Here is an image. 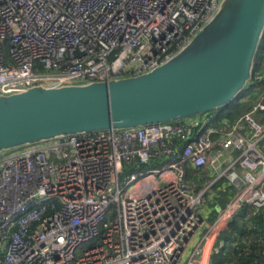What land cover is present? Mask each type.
<instances>
[{
  "label": "built area",
  "instance_id": "obj_1",
  "mask_svg": "<svg viewBox=\"0 0 264 264\" xmlns=\"http://www.w3.org/2000/svg\"><path fill=\"white\" fill-rule=\"evenodd\" d=\"M220 2L0 0V93L142 75L182 49ZM214 119L0 156V264H211L221 248L252 247L264 257V102L234 121ZM245 206V230L220 238Z\"/></svg>",
  "mask_w": 264,
  "mask_h": 264
},
{
  "label": "water",
  "instance_id": "obj_2",
  "mask_svg": "<svg viewBox=\"0 0 264 264\" xmlns=\"http://www.w3.org/2000/svg\"><path fill=\"white\" fill-rule=\"evenodd\" d=\"M264 0H221L165 63L139 76L0 93V156L59 138L200 118L248 85Z\"/></svg>",
  "mask_w": 264,
  "mask_h": 264
},
{
  "label": "trees",
  "instance_id": "obj_3",
  "mask_svg": "<svg viewBox=\"0 0 264 264\" xmlns=\"http://www.w3.org/2000/svg\"><path fill=\"white\" fill-rule=\"evenodd\" d=\"M263 61L264 35L255 57L254 74L252 79L231 103L208 112V114L215 115V119L212 121L213 123L218 124L224 118L234 121L243 113L250 110L256 102H264V78H255V72H261L260 70ZM189 175L192 176V172L190 170ZM223 202L224 200H222V203ZM248 208L249 206H245L239 212V214L229 223L228 229L222 232L220 238H229L234 230H245L240 221ZM257 232L264 234V220L259 223ZM211 264H264V257H262L260 250L257 247H252L251 252L247 255H239L235 250H226L225 248H221L219 251H215L213 253Z\"/></svg>",
  "mask_w": 264,
  "mask_h": 264
},
{
  "label": "crops",
  "instance_id": "obj_4",
  "mask_svg": "<svg viewBox=\"0 0 264 264\" xmlns=\"http://www.w3.org/2000/svg\"><path fill=\"white\" fill-rule=\"evenodd\" d=\"M260 71L264 72V61L262 62V67Z\"/></svg>",
  "mask_w": 264,
  "mask_h": 264
},
{
  "label": "rangeland",
  "instance_id": "obj_5",
  "mask_svg": "<svg viewBox=\"0 0 264 264\" xmlns=\"http://www.w3.org/2000/svg\"><path fill=\"white\" fill-rule=\"evenodd\" d=\"M201 208H202V210H205L206 209L205 204L201 205Z\"/></svg>",
  "mask_w": 264,
  "mask_h": 264
}]
</instances>
